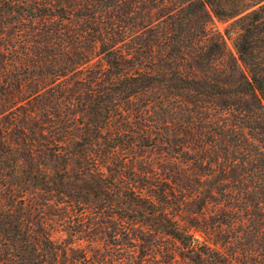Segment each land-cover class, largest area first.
Returning <instances> with one entry per match:
<instances>
[{
    "label": "trees",
    "instance_id": "1",
    "mask_svg": "<svg viewBox=\"0 0 264 264\" xmlns=\"http://www.w3.org/2000/svg\"><path fill=\"white\" fill-rule=\"evenodd\" d=\"M3 1L30 34L0 62V264H109L94 237L122 233L119 264H146L165 236L183 264H264V0ZM213 16L235 20L236 53ZM135 148L159 150L162 182L106 207L153 225L70 228L85 251L35 222L26 195L89 206Z\"/></svg>",
    "mask_w": 264,
    "mask_h": 264
},
{
    "label": "rangeland",
    "instance_id": "2",
    "mask_svg": "<svg viewBox=\"0 0 264 264\" xmlns=\"http://www.w3.org/2000/svg\"><path fill=\"white\" fill-rule=\"evenodd\" d=\"M15 8L13 5L8 2H4L0 0V62L4 61V58L1 55H4L7 60L15 61L17 56H21L20 48L22 42L21 39L25 38L29 33L28 27L29 23L24 22L23 24H17L18 14L14 12ZM235 20H219L215 16H213V26L218 29L223 35L225 42L228 48L236 53L234 47L235 35L230 34L227 35L225 33L226 29L230 27V25ZM4 45H9L13 47H4ZM5 48H9L5 50ZM18 57V58H19ZM13 70H15L13 68ZM16 71H21L22 75L25 74V67L18 68ZM161 157L159 150H140V148H135L134 150H129L126 152H122L118 150L114 160H110V163L120 165L119 168L121 170V177L113 183V187L115 191L111 192H97L93 195L91 193L84 195L89 201H91V205L87 206L84 204H71L70 198L60 197L61 199H57L53 197V194H40L33 193L31 195H26L29 197L31 210L33 211V217L35 218L36 223H42L47 225L49 229L52 230L56 239L64 240L66 238L71 239L73 242L74 248L83 249L88 251L87 245L89 244V239H81L79 241L78 237H71L67 235L68 232H72L74 227L81 226L83 223L87 227H92L96 225V227L101 228H110L109 232L113 231L112 228H121L125 226L136 227L146 226L145 224H152V222L146 223L143 219L138 218H128L123 215H114L110 213V209H107V205L109 203H113L112 200H115V197L119 195V187L131 185L134 187L136 192H140V189L145 187L144 192H151V189H146L149 186H156L161 184L162 177V168L157 165V170L152 172V164H159V158ZM116 169V167H112ZM110 173L106 170L105 183L110 185ZM113 175H116L114 173ZM90 185L92 182L88 180L84 182ZM169 186V185H167ZM153 188V187H152ZM21 195L18 194V196ZM10 198V193L3 187H0V200L4 204H8V200ZM69 201V202H68ZM122 201L125 203V199L122 198ZM68 202V203H67ZM90 203V202H89ZM115 204V203H113ZM82 212H85V216L81 217ZM153 225V224H152ZM149 226V225H147ZM78 236V235H77ZM82 238V237H81ZM102 240V246L106 245L107 254L111 255L116 254V257H113L109 260V264H119L120 256L123 254L122 252L117 251V249H111L108 246L113 244L115 241L120 242V244H124L126 242L125 234L122 233L118 238H110L104 236L103 234L94 237V240ZM160 245L162 248L161 253L159 250L155 251L152 256H147L145 260H147L146 264H171L173 260L172 252H174L175 256H177V260L183 264V255H189V252L183 248V246L179 243H175L169 236H165L163 240H161ZM127 244V242H126ZM130 247H134V244H130ZM114 250V251H113ZM142 253V248L140 247V255ZM183 254V255H181ZM70 257L77 258L80 260V257L83 256L81 250L77 253L69 252ZM92 255V252H89V256ZM144 260V259H143ZM169 262V263H168Z\"/></svg>",
    "mask_w": 264,
    "mask_h": 264
}]
</instances>
